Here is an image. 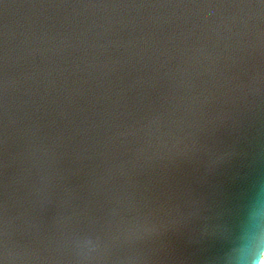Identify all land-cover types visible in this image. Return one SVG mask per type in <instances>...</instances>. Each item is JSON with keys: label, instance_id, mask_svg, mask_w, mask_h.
Instances as JSON below:
<instances>
[{"label": "water", "instance_id": "95a60500", "mask_svg": "<svg viewBox=\"0 0 264 264\" xmlns=\"http://www.w3.org/2000/svg\"><path fill=\"white\" fill-rule=\"evenodd\" d=\"M264 0H0V264H258Z\"/></svg>", "mask_w": 264, "mask_h": 264}, {"label": "clouds", "instance_id": "9594fccd", "mask_svg": "<svg viewBox=\"0 0 264 264\" xmlns=\"http://www.w3.org/2000/svg\"><path fill=\"white\" fill-rule=\"evenodd\" d=\"M258 264H264V253L261 254Z\"/></svg>", "mask_w": 264, "mask_h": 264}]
</instances>
